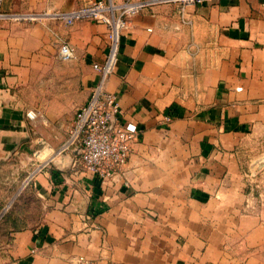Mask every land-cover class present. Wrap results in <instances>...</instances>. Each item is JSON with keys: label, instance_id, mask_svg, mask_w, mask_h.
Masks as SVG:
<instances>
[{"label": "crops", "instance_id": "obj_1", "mask_svg": "<svg viewBox=\"0 0 264 264\" xmlns=\"http://www.w3.org/2000/svg\"><path fill=\"white\" fill-rule=\"evenodd\" d=\"M90 1L2 0L0 12ZM106 31L0 19V160L15 191L43 166L9 194L0 264H264V172L249 174L264 154V0L131 17L107 89L137 133L121 170L100 180L61 146L98 80ZM61 41L73 59H60Z\"/></svg>", "mask_w": 264, "mask_h": 264}, {"label": "built area", "instance_id": "obj_2", "mask_svg": "<svg viewBox=\"0 0 264 264\" xmlns=\"http://www.w3.org/2000/svg\"><path fill=\"white\" fill-rule=\"evenodd\" d=\"M2 0H0L1 2ZM213 0H93L69 12L50 14L36 13H2L0 19L16 22H37L45 16L60 19L66 25H72L80 20H90L106 27L107 51L101 63H95L98 80L91 86L86 102L77 108L70 125L65 143L61 151H78L74 155L80 164L95 174L100 180L108 179L121 170L131 151V142L136 136V125L121 121V110L117 96L107 89L109 76L114 73L119 59L121 39L129 27L131 17L141 11L160 4L174 5L183 18L186 8ZM74 50L69 43H59V57L63 61L74 58ZM33 117L34 112H28ZM168 120V117H167ZM43 166H38L31 172L21 185L28 184L34 172ZM8 201L0 216L11 205ZM77 264H89L84 259H77Z\"/></svg>", "mask_w": 264, "mask_h": 264}, {"label": "rangeland", "instance_id": "obj_3", "mask_svg": "<svg viewBox=\"0 0 264 264\" xmlns=\"http://www.w3.org/2000/svg\"><path fill=\"white\" fill-rule=\"evenodd\" d=\"M14 170L15 169L7 165L6 162L0 160V209L2 208V206H4L6 202H8L7 200L10 197L9 194L11 192L13 193L16 190V188L20 186L19 183L16 184L12 182L13 181L12 177L14 176L13 175ZM21 171L23 170L21 169L20 172ZM263 172H264V154L261 155L258 159L254 160L253 163H250L249 174L256 176V175H261ZM18 190L15 191V194H17Z\"/></svg>", "mask_w": 264, "mask_h": 264}, {"label": "water", "instance_id": "obj_4", "mask_svg": "<svg viewBox=\"0 0 264 264\" xmlns=\"http://www.w3.org/2000/svg\"><path fill=\"white\" fill-rule=\"evenodd\" d=\"M27 116H28L29 119H31V120H33V121L36 120V119L39 117L38 115H34L33 117H31V116L28 115V114H27ZM70 153L73 155V156L71 157V159H73L74 155L77 154L78 151L73 150V151H71ZM73 160H74V159H73Z\"/></svg>", "mask_w": 264, "mask_h": 264}]
</instances>
